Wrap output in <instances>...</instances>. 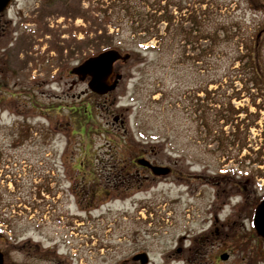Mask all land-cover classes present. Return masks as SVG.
Masks as SVG:
<instances>
[{"label":"rangeland","instance_id":"1","mask_svg":"<svg viewBox=\"0 0 264 264\" xmlns=\"http://www.w3.org/2000/svg\"><path fill=\"white\" fill-rule=\"evenodd\" d=\"M153 1L55 0L47 17L51 24L44 28L39 20L36 45L50 43L54 67L43 72L48 76L39 69L33 73L22 69L23 80L14 70L8 71L15 78L0 94V229H14L21 205V223L33 228L37 220L42 223L40 229H46L44 225L49 229L53 220L56 232L48 234H57L58 240L62 229L70 230L72 236L80 228L88 264L124 259L131 252L127 239L132 236L144 239V246L164 264L172 262L165 252L178 245L183 248L181 260L264 264V238L250 217L264 195V181L258 174L264 166L253 163L262 146L264 113L256 128L241 132L247 140L243 149L228 147L234 153L229 160L227 154L214 150L216 143L201 133L195 118L200 113L195 95L203 97L201 88L213 89L214 82H223L232 94L231 80L241 87L236 58L244 53L242 42L252 38L264 14L252 11L244 0H163L167 13L175 16L174 25L163 21L150 26L156 11ZM181 4L186 5L182 11ZM191 16L202 21V32L217 31L222 40L215 45L200 40L199 48L186 44L184 31L193 27ZM202 46H209L206 53L200 52ZM108 48L130 54L128 62L116 64L124 79L109 97L114 117L104 104H96L97 97L91 103L88 94L83 95L88 85L72 72L84 58ZM40 79L51 80L37 93L29 92ZM15 83L22 90L17 94ZM88 102L85 114L91 112V118L84 114ZM240 103L255 111L249 97ZM241 117L246 118V113ZM143 153L152 163L171 167L173 173L149 176L141 172V179L121 187L109 185L113 182L106 179L107 171L99 169L112 163L131 164ZM81 163L95 167V172L78 175L72 166ZM117 172L110 171L109 178L114 179ZM72 182L88 190L96 188L94 196L85 193L83 208L69 195ZM36 183L61 187L52 194L34 188ZM50 197L54 199L49 203ZM48 205L57 209L53 218L41 215ZM29 208H34L33 218ZM74 213L79 219L71 218ZM58 219L64 221L62 225ZM207 235L211 237L206 244ZM102 239L113 248H95ZM60 240L64 246L75 241L72 237ZM227 253V259L220 257ZM173 263L184 264L178 259L169 264Z\"/></svg>","mask_w":264,"mask_h":264},{"label":"flooded vegetation","instance_id":"2","mask_svg":"<svg viewBox=\"0 0 264 264\" xmlns=\"http://www.w3.org/2000/svg\"><path fill=\"white\" fill-rule=\"evenodd\" d=\"M55 5V0H0V94H2L3 89H7L8 85L11 84L10 81L15 78L13 74L8 76V71L13 72L14 70V75L23 80L22 69L26 70L29 73L30 71L33 73V71H37L39 69L43 76H48L43 72H49L54 67V63L52 62L53 56L51 54L53 50L51 49L50 43H41L38 46L36 45L35 37L37 35V30L39 27V20L44 25V28L51 24L49 20L47 21V17L51 16L49 15V7H54ZM46 33L47 34L44 35L48 36V32ZM35 45L37 46L36 49ZM86 59L87 58H84L83 61H85ZM81 63H79L78 65H80ZM117 63H120L118 65L121 66L125 62L120 59L114 64L113 75L112 77H110V82L108 84L109 86L114 84V89H109L104 94L91 91L89 88L83 90V95L87 93V99L90 100L91 103L94 102V97H97L95 100L97 102L96 104H104L108 109V113L111 112V115H113V117L115 115V112L111 109V105L109 104V97L110 94L120 86L121 81L124 79V73L120 71V67L116 68ZM77 76L79 77L81 82L86 83L87 85L92 82L91 77L82 79L80 75ZM50 80L40 79V81L34 82L36 85L28 89V91L37 93L39 87H42ZM14 89L15 94L22 91L18 89L17 83H15ZM6 93L8 92L5 91L4 94ZM2 102L3 101L0 99V104H2ZM89 106L90 102H88L87 107ZM144 154L145 153L138 155L131 164L126 165L125 163V165L115 166L112 163L111 166H105L103 168L100 167L99 169L103 170L104 172L107 171L108 175L106 176V179H108V182H113L109 183V185L114 186L115 183L116 185L118 184L126 186L129 183H133L141 179V177L139 176L140 174H142L141 172H146V175L149 176H155L153 166L145 164L147 158ZM141 158H146L143 160L144 163L140 161ZM152 164L154 166H164L158 165L157 163ZM166 167L169 168L168 173H173V169L171 167ZM72 168L78 172V175H82V177H86V175L84 174H86L88 170H90L91 173L95 172V167L85 166L82 165V163L80 166H72ZM114 170L118 172L114 175V179H110V171ZM135 174H137L139 177H137ZM121 177H123L125 180L128 178L130 182L127 183L125 181H122L120 183ZM60 187L61 184L57 185L55 183H48L47 185L43 183L34 184V188L41 189L43 191H50L52 194H56V192L52 191L53 189H59ZM68 188L70 191L69 195H71L73 198L75 197L73 199L74 202L76 200L78 206H81V208H83L82 206L87 205L85 193H90V195L93 196L96 195V188H91L88 190L85 187L80 186L77 182H72V186ZM105 188L106 187H101V189ZM90 190H93V192H91ZM53 197H50L47 202L50 203L51 200L54 199ZM40 199L45 200L43 197H41ZM33 210L34 208H29L28 214H30V218H33V216H35V214L32 213ZM23 212L24 210L20 205L19 215L21 217H23ZM56 212L57 209H55L53 205H48L46 211L42 212L41 215L44 216V214L46 213V215L48 214L50 218H53L56 215ZM59 212L62 211L59 210ZM21 217L19 219V223L14 227V229H8L7 227L0 230V252L3 256V264H88L86 261V240L85 237H79L80 235L78 233H81L80 228H78V233L76 231V233H74L72 236L70 234V230L62 229L60 233L58 232L60 239L65 242L69 237L75 239V241L71 242V244H66L64 246V243L61 242L60 239H56L57 234H48L50 232H56L55 229H53V220L49 229L48 225H44L46 229H40L41 225L39 224L42 223L35 220L33 228H30L20 222L22 220ZM58 217L60 219L61 214H59ZM71 218L79 219L78 213H74ZM59 219L56 220V222L59 223V225H62L64 221H61ZM44 220L45 219H42V222H44L43 224H46L47 221L45 222ZM71 232H74V230H71ZM208 232L214 233L213 230H210ZM135 237L136 236H132L127 239L128 245L131 246V250H129L131 252L129 253V255L115 264H164L158 262V257H156L153 251L148 250V248L144 246V239ZM210 237V235H207L205 237L204 243L207 244V238ZM194 242L198 243L197 239H194ZM109 246L110 248H113L112 245L104 243L102 239L100 244L95 248L104 250L106 247L110 249ZM199 251L200 249L197 251V253H200ZM180 253H183V248L180 245H178L177 248L173 249V251L165 252V254L168 256L167 258L170 259V257H172V262H177L178 259L179 262L183 261L184 264H201V262H198L197 259H195V261L189 258L181 260L182 257L180 256ZM219 259L220 258H217V260ZM165 263L169 264L168 261H166Z\"/></svg>","mask_w":264,"mask_h":264},{"label":"trees","instance_id":"3","mask_svg":"<svg viewBox=\"0 0 264 264\" xmlns=\"http://www.w3.org/2000/svg\"><path fill=\"white\" fill-rule=\"evenodd\" d=\"M162 1L163 0H154L152 2V6L156 11L151 14L150 26L152 23L156 26L163 21L168 22V26L170 24H172L171 26L174 25L175 16L167 13V5L161 4ZM244 1H246L252 11L264 14V0ZM171 4L172 3H170V5ZM175 4L178 5V3ZM126 8H129V6H126ZM184 8H186V5L181 4L180 10L182 11ZM159 10L163 12H160ZM187 18L188 17H186V19ZM152 20H154V22H152ZM190 20L193 21V27L190 31H184L186 35V44H192V46L195 45L199 48L201 45L200 40H211L214 45L222 40L217 31L202 32L200 26L203 25V23L197 16H191ZM150 26L148 25L146 30H149ZM193 32L197 33L194 35ZM187 34L190 36H187ZM242 47L245 50L244 53L239 54L236 58L240 63L238 68L240 75H238L237 79L241 82V87L235 86V81L231 80L234 90L232 94H228L227 85H224L223 82L218 83L216 81L214 83L217 87L213 89H209L208 87L201 88L200 91L204 92L203 97L195 95L196 101L198 102L197 109L200 111L199 114L195 113V118L198 121L199 126L202 128L201 133L208 134L206 137L209 136L210 142L216 143L214 150L222 154H227V160H229L230 155L232 156L231 158H234V153L229 151L228 147L230 145H240V147L237 148L240 150L243 149V147H245L244 145L247 144L245 142L247 140L245 135L242 137L241 132L244 130L248 131L250 126L255 125L258 119L262 116L261 111H264V19L259 21L252 38L245 39L242 42ZM208 48L209 46H207L206 49L202 46L200 52L202 51V54L206 53ZM223 86L226 88V91L224 92L221 91ZM245 97L250 98V104L255 107L254 112H251L250 106L237 107L236 104H234V100L242 101ZM209 102L212 106L209 105ZM241 113H246L247 117L242 119L239 116ZM249 118L252 119L251 123H245L246 119ZM220 121H222L221 125L219 124ZM227 126H231V128L225 129ZM256 153L258 156L253 159V163L260 164L264 162V159L262 158V155H264V136L262 138V146L256 151ZM113 165L119 166L117 163H113ZM258 172V174L264 175L263 171ZM122 181L127 183L130 182L128 178L125 180L121 177L120 183ZM120 186L122 187L125 185ZM263 197L264 196L259 197V199H262ZM253 214L254 208L250 211L251 218L253 217Z\"/></svg>","mask_w":264,"mask_h":264},{"label":"water","instance_id":"4","mask_svg":"<svg viewBox=\"0 0 264 264\" xmlns=\"http://www.w3.org/2000/svg\"><path fill=\"white\" fill-rule=\"evenodd\" d=\"M120 57V54L116 50L106 51L99 56L88 59L82 65L74 69L75 73H78L82 79H85L87 76H92L93 80L90 83V87L99 92H105L101 89L105 86V82H108V79L104 80L106 76L112 75V64L113 62ZM123 58H126L125 56ZM114 87V86H113ZM101 89V90H100ZM142 163L143 160H140ZM145 164L150 165V163L145 161ZM153 170L156 174H162L168 172V168L154 166ZM254 226L257 232L264 237V200L261 201L255 211L254 215ZM223 259H227L229 254H224L221 256ZM0 264H3V256L0 252Z\"/></svg>","mask_w":264,"mask_h":264}]
</instances>
